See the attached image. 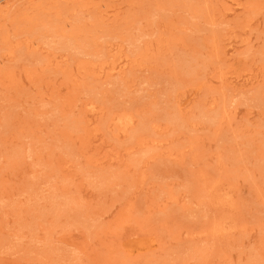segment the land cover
<instances>
[{
    "label": "rangeland",
    "instance_id": "374dc122",
    "mask_svg": "<svg viewBox=\"0 0 264 264\" xmlns=\"http://www.w3.org/2000/svg\"><path fill=\"white\" fill-rule=\"evenodd\" d=\"M0 264H264V0H0Z\"/></svg>",
    "mask_w": 264,
    "mask_h": 264
},
{
    "label": "bare ground",
    "instance_id": "6f19581e",
    "mask_svg": "<svg viewBox=\"0 0 264 264\" xmlns=\"http://www.w3.org/2000/svg\"><path fill=\"white\" fill-rule=\"evenodd\" d=\"M230 43V42H229ZM95 107V106H94ZM124 118V117H123ZM124 120V119H123ZM126 120H128V119H126ZM128 125V124H127Z\"/></svg>",
    "mask_w": 264,
    "mask_h": 264
}]
</instances>
